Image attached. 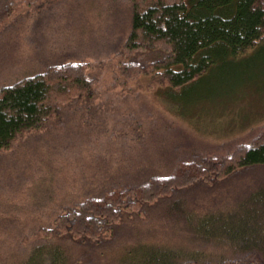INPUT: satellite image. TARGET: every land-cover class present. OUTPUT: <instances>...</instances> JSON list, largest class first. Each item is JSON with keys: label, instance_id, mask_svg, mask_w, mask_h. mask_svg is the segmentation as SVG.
I'll return each instance as SVG.
<instances>
[{"label": "trees", "instance_id": "trees-1", "mask_svg": "<svg viewBox=\"0 0 264 264\" xmlns=\"http://www.w3.org/2000/svg\"><path fill=\"white\" fill-rule=\"evenodd\" d=\"M18 5L0 0V27ZM125 11L119 41L107 44H120L117 83L131 93L155 89L181 112L185 98L212 99L204 86L236 87L264 60V0H130ZM52 60L0 84V150L79 117L74 101L96 94L89 63ZM146 114L164 132L155 129L149 147L124 152L103 191L38 228V242L17 264H264V123L207 147L167 131L162 115ZM124 238L133 242L124 246Z\"/></svg>", "mask_w": 264, "mask_h": 264}, {"label": "rangeland", "instance_id": "rangeland-1", "mask_svg": "<svg viewBox=\"0 0 264 264\" xmlns=\"http://www.w3.org/2000/svg\"><path fill=\"white\" fill-rule=\"evenodd\" d=\"M16 1L14 14L0 27V84L43 69L45 61L60 56L90 64L87 72L96 81V94L90 100L74 101L83 110L79 117L56 120L0 150V264L19 263L38 242L34 236L38 228L49 226L64 207L103 191L99 188L118 168L124 152L131 155L147 148L155 129L164 132V123L153 125L147 112L165 117L160 119L166 121L167 131L174 128L194 146L220 147L264 123L263 59L253 60L261 63L248 68L243 80L234 81L236 87L206 85L200 92L212 99L186 102L185 98L181 112L155 89L137 88L143 93L141 100L135 99V91L117 83L120 44L114 50H108L107 44L119 41V24L130 0ZM244 85L251 91L240 93ZM139 124L143 131L133 129ZM131 242L124 238L120 244Z\"/></svg>", "mask_w": 264, "mask_h": 264}]
</instances>
